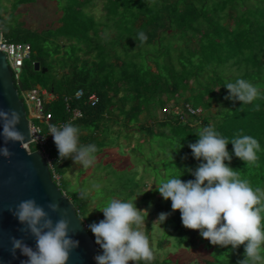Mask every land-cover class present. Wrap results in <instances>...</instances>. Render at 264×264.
<instances>
[{
    "label": "trees",
    "instance_id": "trees-1",
    "mask_svg": "<svg viewBox=\"0 0 264 264\" xmlns=\"http://www.w3.org/2000/svg\"><path fill=\"white\" fill-rule=\"evenodd\" d=\"M38 1L0 0L3 39L11 44H30L35 52L25 61L21 87L32 89L37 78L49 76L50 85L44 89L58 97L47 106L53 121L70 118L64 98L71 97V107L83 112V117L73 122L80 129L79 142L95 144V157L106 148L123 147L122 136L129 141L128 146L134 133L143 138L127 153H134L148 174H140L136 162V167L121 170L109 164L107 182L120 183L119 187H104L99 197L88 193L84 199L81 188L64 189L94 240L89 225L100 218L91 213L90 203L97 202V211L113 198L135 201L136 207L148 205L150 194L159 193L156 185L170 176L183 174L180 178L184 181L194 179L188 169L195 170L200 161L188 144L195 143L198 131L206 126L229 142L241 134L259 142L254 164L246 165L235 157L231 143L227 148L232 155L229 166L239 171V178L253 189L264 190V0H52L62 12L59 26L33 30L17 12ZM98 1L104 3L102 19L88 11ZM140 32L145 33L146 41L138 39ZM36 62L47 72H36ZM30 76L33 79H28ZM237 78L258 88L259 95L252 103L224 99L226 82ZM79 90L85 95L75 100ZM91 94L99 98L95 107L88 103ZM169 103L174 109L163 114ZM188 107L200 112L193 115ZM181 116L186 118L181 120ZM49 152L60 161L56 171L61 176L60 186H64L71 159L60 160L55 144ZM57 166L62 169L58 171ZM152 169L155 173L150 175ZM147 179H153L155 185L151 192L142 190ZM166 202L169 215L163 222L166 233L161 245L170 237L175 247H196L197 239L203 243L199 231L185 228L180 212H173L171 201ZM205 248L212 250V260L205 264H238L244 259V245L233 249L205 242Z\"/></svg>",
    "mask_w": 264,
    "mask_h": 264
},
{
    "label": "clouds",
    "instance_id": "clouds-1",
    "mask_svg": "<svg viewBox=\"0 0 264 264\" xmlns=\"http://www.w3.org/2000/svg\"><path fill=\"white\" fill-rule=\"evenodd\" d=\"M138 39L144 42L147 36L140 32ZM224 87L228 91L224 99L233 102L250 104L259 95L258 88L242 78L226 82ZM220 110L231 113L227 108ZM20 120L18 111L0 109V137L3 139L0 156L4 158L13 155L7 147L9 143H19L25 149L27 142L33 138L30 127V139H26L19 130ZM49 135L53 138L60 160L71 159L84 168L94 164L96 145L79 142L78 126L71 122L59 127L50 124ZM197 136L195 143L188 144L193 157L200 161L195 170L188 169L194 179L184 181L180 178L183 174L172 175L156 185V190L165 201H171L173 212H180L185 228L198 230L200 236L212 245H230L233 249L244 245V259L238 264H264V256L261 255L264 246V190L253 189L247 180L239 178V171L229 166L232 155L227 148L231 143L235 157L246 165L254 164L258 158L259 142L243 134L229 142L211 126L200 129ZM99 187L97 183L92 184L93 189L98 190ZM88 191L84 189L80 192L81 199L87 197ZM47 209L45 211V207L34 198L22 200L14 208L7 209L22 225L19 231L35 242L32 247L25 243L23 237L9 238L11 256L16 258L19 251L26 257L20 264H67L70 253L79 246V241L69 235L75 231L70 230L67 210L61 209L58 202H49ZM99 211L104 219L89 225L95 243L102 249L101 254L94 256L96 264H138L154 259L149 238L141 230V225L145 223L142 213L145 211L138 209L135 201L113 198ZM50 213H60V218L53 221ZM168 215L160 213L154 223L164 222Z\"/></svg>",
    "mask_w": 264,
    "mask_h": 264
},
{
    "label": "water",
    "instance_id": "water-1",
    "mask_svg": "<svg viewBox=\"0 0 264 264\" xmlns=\"http://www.w3.org/2000/svg\"><path fill=\"white\" fill-rule=\"evenodd\" d=\"M2 38L3 33L0 31V41ZM34 67L36 72H47L46 68H41L39 62H36ZM0 109L18 111L21 117L18 128L26 139L31 138L28 135L30 123L25 105L15 87L7 57L2 52H0ZM0 146H3L2 137H0ZM7 147L13 155L11 158L0 156V264H20L21 260L26 259L19 251L16 258L11 256L9 252L11 236L23 237L25 243L35 246L34 239L19 231L22 225L7 210L29 198H34L38 204L43 205L45 211H48L49 202H58L61 209L67 210L70 230L75 231L69 235L79 241V246L70 253L67 264H96L94 256L98 254V246L70 199L54 182L42 153L40 151L29 153L19 143H9ZM50 216L55 221L60 218V213H50Z\"/></svg>",
    "mask_w": 264,
    "mask_h": 264
},
{
    "label": "rangeland",
    "instance_id": "rangeland-1",
    "mask_svg": "<svg viewBox=\"0 0 264 264\" xmlns=\"http://www.w3.org/2000/svg\"><path fill=\"white\" fill-rule=\"evenodd\" d=\"M3 4L9 8L11 7V3L7 1H4ZM103 4V2L98 1L96 2L95 6L88 9V11L94 14L97 18L102 19L105 14ZM59 8L56 1L39 0L36 4L25 5L20 7L17 13L22 14L21 21H24L28 28L37 30L44 29L46 26L49 25H51V27H58V20L62 16V12H60ZM5 16L8 17L9 13H6ZM32 54H35V52L33 51ZM26 61H29V59H27ZM28 79L31 80L33 78L30 76L28 77ZM35 83L41 86L42 88H46L50 85L49 76H40L36 79ZM25 106L28 110L27 105ZM173 109V103H169L167 104V109L163 114H169L172 112ZM212 110L213 112H215V108H213ZM176 111L178 112L181 110L177 109ZM160 115L162 114L160 113ZM138 140L143 141V138L140 137V134L134 133L130 145L128 146L129 141L126 139V137L122 136L120 142L123 147L117 148L113 146L106 148L103 154L95 157L94 164L89 168H84L79 164H74L71 160L70 168H66V174L63 177L64 180H66L67 184L64 186L59 185V188L64 193H66L64 190L65 187L68 191H78L80 188L82 190L88 189V193L94 195L97 198L100 195V191L104 187L109 189V187L112 186H120V183L113 182V184L111 185L107 182V165L111 164L114 169L121 170L132 165L133 168L136 167L134 163L136 162V168L140 172V174L147 173V171L143 169L144 166L139 162V160L134 158V153L130 154V156H128L127 153L132 150ZM146 155L147 157H149L148 154ZM60 169H62L61 166H57V170L59 171ZM153 173H155V169L150 170V175H152ZM118 174H121V172L119 171ZM78 179L79 182L84 179L85 180L80 184L78 182ZM93 183H97L100 185L98 190L92 188ZM145 183L147 184V187H144L142 189L143 191L151 192L153 188L155 189L153 179H151L149 182L147 179ZM141 197L142 196L140 195L137 200L140 201ZM166 203L167 202L161 197L159 193L152 192L148 200V205H140L137 207L138 209L145 211L144 213H142L145 218V223L141 225V230L144 231V233L148 236L150 247L154 253V259L151 262L164 263V261L168 260L170 261V264H205L206 260H212V250L205 248V242H209L206 239H204L203 243L197 239L196 244L198 246L196 247H175V241L173 237H170L167 238L166 242L163 245H161V240L165 236L166 231L164 229L163 221H157L155 223L154 221L158 219L160 213L169 212ZM96 204V201H92L90 203L89 209L91 213L94 214V216L99 217L100 220H102L104 219L103 213L101 211L96 210Z\"/></svg>",
    "mask_w": 264,
    "mask_h": 264
},
{
    "label": "built area",
    "instance_id": "built-area-1",
    "mask_svg": "<svg viewBox=\"0 0 264 264\" xmlns=\"http://www.w3.org/2000/svg\"><path fill=\"white\" fill-rule=\"evenodd\" d=\"M0 52L6 55L8 65L12 71L15 87L19 93V97L23 101L24 105H27L28 107L26 112L30 123V128L33 133V138L31 139L30 143L26 144L25 148L29 153L35 151H40L42 153L49 166V170L54 182L59 186L61 183V176L56 171V164L60 161L57 158L52 157L49 152V148L54 144L52 136L49 135V125L56 124L59 127L68 122L73 124V122L83 117V112L78 108H72V98L66 96L64 98V102L66 104V110L71 114V116L67 121L54 122L53 114L48 111L47 106L58 99V97L39 85L32 89H23L21 87V78L23 75L24 64L25 61L31 57L33 52L32 46L27 43L11 44L2 38L0 41ZM84 95L85 92L83 90H79L75 94L74 98L75 100H81ZM98 102L99 98L96 94H91L89 96L88 103L92 107H95ZM188 112L196 115L200 112V110H193L192 108L188 107ZM185 116H181V120H184L186 118ZM32 147H34L35 150H32ZM97 246L99 251V245Z\"/></svg>",
    "mask_w": 264,
    "mask_h": 264
},
{
    "label": "crops",
    "instance_id": "crops-1",
    "mask_svg": "<svg viewBox=\"0 0 264 264\" xmlns=\"http://www.w3.org/2000/svg\"><path fill=\"white\" fill-rule=\"evenodd\" d=\"M62 17V16H61Z\"/></svg>",
    "mask_w": 264,
    "mask_h": 264
}]
</instances>
